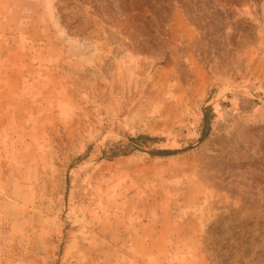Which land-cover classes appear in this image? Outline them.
Returning <instances> with one entry per match:
<instances>
[{"label":"rangeland","instance_id":"374dc122","mask_svg":"<svg viewBox=\"0 0 264 264\" xmlns=\"http://www.w3.org/2000/svg\"><path fill=\"white\" fill-rule=\"evenodd\" d=\"M0 264H264V0H0Z\"/></svg>","mask_w":264,"mask_h":264},{"label":"trees","instance_id":"16d2710c","mask_svg":"<svg viewBox=\"0 0 264 264\" xmlns=\"http://www.w3.org/2000/svg\"><path fill=\"white\" fill-rule=\"evenodd\" d=\"M205 116V120L207 119V115L205 114L204 115ZM150 137H148V136H146V135H138V136H136V137H131L130 138V140L132 141V142H134V143H140V142H142V141H144V140H147V139H149Z\"/></svg>","mask_w":264,"mask_h":264}]
</instances>
